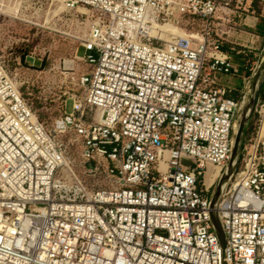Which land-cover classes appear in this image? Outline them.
<instances>
[{
  "label": "built area",
  "instance_id": "built-area-1",
  "mask_svg": "<svg viewBox=\"0 0 264 264\" xmlns=\"http://www.w3.org/2000/svg\"><path fill=\"white\" fill-rule=\"evenodd\" d=\"M242 1L62 0L90 68L49 126L0 60V264H221L212 213L226 264H264V98L211 208L248 95L218 83ZM168 23L184 35L146 32Z\"/></svg>",
  "mask_w": 264,
  "mask_h": 264
},
{
  "label": "rangeland",
  "instance_id": "rangeland-1",
  "mask_svg": "<svg viewBox=\"0 0 264 264\" xmlns=\"http://www.w3.org/2000/svg\"><path fill=\"white\" fill-rule=\"evenodd\" d=\"M8 2L17 7L15 13L3 11ZM61 2L0 0V60L8 73L17 77L23 97L46 126L62 113L64 104L65 112L71 111V100L67 97L78 92L73 77L90 68L80 58L86 51L78 39L87 32L88 21L84 19L81 23L71 14L63 15ZM238 7L220 30L223 49L233 56L239 69V63L245 64L246 78L241 82L243 69L234 75L219 76L221 84L235 88L230 93L234 97L247 87L248 100L263 74L260 62L264 58V0H243ZM26 56L41 59V66L27 65ZM254 128L253 112L244 130L243 143Z\"/></svg>",
  "mask_w": 264,
  "mask_h": 264
},
{
  "label": "water",
  "instance_id": "water-1",
  "mask_svg": "<svg viewBox=\"0 0 264 264\" xmlns=\"http://www.w3.org/2000/svg\"><path fill=\"white\" fill-rule=\"evenodd\" d=\"M24 61L27 65L35 66V67H40L42 64V60L39 58H35L32 56H26L24 58ZM260 68L261 70V78L257 82V85L255 86L253 92L251 93L249 99L247 100V103L245 105V109L243 111L241 110V118L239 119V124L237 131L234 134V139H233V147H232V154H231V160L227 166V169L225 173L222 175L220 178L217 186L214 189V195L211 201V208L214 209L216 207V204L218 202V199L227 184L230 175L234 171L236 165L238 164L239 161V154L241 151L243 139H244V130L250 120V117L254 111L255 105L260 100L263 89H264V58L260 62ZM211 219L214 224L215 230L217 232V235L220 240L221 244V264H226V255H225V238L222 232V229L220 227V224L216 218V215L214 213L211 214Z\"/></svg>",
  "mask_w": 264,
  "mask_h": 264
},
{
  "label": "bare ground",
  "instance_id": "bare-ground-1",
  "mask_svg": "<svg viewBox=\"0 0 264 264\" xmlns=\"http://www.w3.org/2000/svg\"><path fill=\"white\" fill-rule=\"evenodd\" d=\"M3 11H8V12H14L17 11V7L16 6H11L8 2V4H6L5 8L3 9ZM149 32L151 35L154 36H158V37H162L164 39L169 40L170 38H172V36H177V35H184L185 32H183L182 28L177 27L171 23L168 24H161L159 26H153V27H146V32ZM68 64L71 63V61L67 62ZM261 74V73H260ZM255 87V86H254ZM249 99V97H248ZM247 103V100L244 102L243 106H242V111L243 109H245V105ZM241 113L238 117V119L235 122V132L237 131L238 128V124H239V119L241 118ZM218 173V169L216 168H209L208 171V175L209 176H216V174Z\"/></svg>",
  "mask_w": 264,
  "mask_h": 264
},
{
  "label": "crops",
  "instance_id": "crops-1",
  "mask_svg": "<svg viewBox=\"0 0 264 264\" xmlns=\"http://www.w3.org/2000/svg\"><path fill=\"white\" fill-rule=\"evenodd\" d=\"M238 63H239V62H238ZM239 65L241 66L240 69H243V74H242L241 77H240V78H241V82H242V81H244L245 78H246V77H245V73L247 72V71H246L247 68H246L245 64H242V63L240 64V63H239ZM242 66H243V67H242ZM236 67H237V70H238L237 73H239L240 69L238 68V66H236ZM237 73H236V74H237ZM233 75H234V74H233ZM218 83H219V85L224 86L223 84H221V80H220V76H219V75H218ZM225 87H226V86H225ZM227 88H228V87H227ZM229 89H231V90H235V88H233V87H230Z\"/></svg>",
  "mask_w": 264,
  "mask_h": 264
}]
</instances>
